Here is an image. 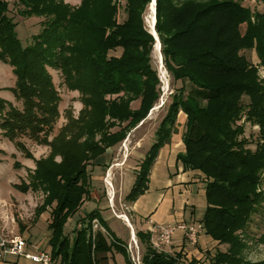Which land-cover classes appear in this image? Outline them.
I'll return each instance as SVG.
<instances>
[{
	"label": "trees",
	"instance_id": "obj_1",
	"mask_svg": "<svg viewBox=\"0 0 264 264\" xmlns=\"http://www.w3.org/2000/svg\"><path fill=\"white\" fill-rule=\"evenodd\" d=\"M150 1L81 0L75 7L65 0H0V60L13 68V91L21 105L0 98V128L27 157L31 153L25 138L51 148L48 158L38 161L27 180L16 186L45 193L37 212L52 209L50 255L58 264H106L113 248L125 251L120 240H109L101 230L93 234L95 219L105 223L99 210L80 220L72 238L65 228L91 198L88 166L126 139L160 97L152 64L155 39L144 19ZM180 1L156 0L155 30L166 68L191 88L185 99L182 93L179 99L174 96L127 198L136 201L148 190L156 158L176 131L177 113L184 110L186 151L178 161L185 170L204 175L207 207L200 221L219 246L227 245L225 251L209 255L210 264H264L244 257L243 235L264 200V192L258 191L264 172V79L244 54L255 50L264 65V8L252 11L240 0ZM11 2L18 4L22 17L43 19L26 46L9 15ZM122 4L126 18L121 22ZM117 49L119 55L110 54ZM50 70L62 74L64 85L77 91L83 104L74 120L76 132L51 141L48 135L61 115V95ZM244 96L248 103H243ZM137 100L139 108L130 110L129 102ZM244 114L260 126L255 150L245 148L248 140L239 138L245 130L236 122ZM117 123L120 128L113 131ZM138 236L146 246L142 264L176 263V256L153 248L148 232L139 231ZM258 241L264 244V232Z\"/></svg>",
	"mask_w": 264,
	"mask_h": 264
},
{
	"label": "rangeland",
	"instance_id": "obj_2",
	"mask_svg": "<svg viewBox=\"0 0 264 264\" xmlns=\"http://www.w3.org/2000/svg\"><path fill=\"white\" fill-rule=\"evenodd\" d=\"M194 1L204 2L206 0ZM240 1L243 6L250 8L252 11H263L264 0ZM65 2L75 7H78L81 4V0H65ZM152 2L153 0L150 1L144 14L145 25L149 31H151L150 26L153 15L151 10ZM12 3L13 2H11L10 5L9 15L14 18L15 22H17L18 26L16 30L18 37L23 46H26L31 42L32 36L41 30V20L43 19L36 16L30 18L22 17L18 11L20 8L18 4ZM124 7L125 4H122V8L118 15L121 22L126 18ZM244 30L245 26H242V31ZM153 36L155 43L152 51V64L157 70L160 80L158 86L160 97L150 110L147 117L135 128L129 131L126 139L114 147L109 148L108 152H106L107 154L100 156L97 161L92 162L88 166L91 181V198L84 202L79 211L66 225L65 232L71 238L75 234V229L79 227L80 220L91 211L99 209L100 213H102L103 217L108 221V225L120 234L124 240L129 241L130 233L129 228L126 225L127 223H125L124 219H117L115 217L116 212L120 214V216L124 214L131 215L133 201L129 200L127 196L135 182L140 164L147 156V152L152 144L155 142L157 129L163 118L167 115L169 107L174 101V96H176L175 99H179L180 97L178 96L180 95L178 94L182 93L181 98L185 99L190 91L191 84L187 80L184 82L181 80H175L171 72L166 68L164 56H160V53L156 50V36ZM120 51L121 49H117V51H111L110 54L119 55ZM244 54L257 66L260 79H264V65L260 64L255 50H246ZM162 66L164 68H162ZM50 71L61 95V115L56 121L52 132L48 135V139L51 141L54 138L56 139L61 136V133H64V135L66 134V138H70L72 134L76 132L78 124L75 123L74 120L79 116L83 104L81 102L80 94L77 91L68 90L64 85L62 74L55 70ZM15 84L16 78L12 66L9 63L0 60V98L6 100L12 105L21 107L13 91ZM248 102L249 98L244 96L243 103ZM129 104L130 110H137L140 101H131ZM69 114V117L72 118L68 117ZM186 121L187 114L184 110H180L177 113L175 121L176 131L171 134L170 142L165 144V146L169 145L171 148H176V145H181L184 148V151L179 152L178 155L186 151V144L182 139L186 130ZM236 123L237 125L244 126L245 132L239 138L248 140L245 148L255 150L257 143L260 140V126L248 121L246 114H244ZM117 124V126L112 128L113 131L120 128V123ZM84 139L85 137L80 140L83 141ZM24 142L28 151L31 153V157H27L24 152L20 151L21 155L15 144L9 139H5L4 142H2L3 145H0L1 150H3L0 154H4L1 155L2 161L0 162V234L6 236L21 235L31 243L39 241L37 247L46 248L44 250L51 254L52 248L49 244V238L44 236V232L48 231L47 217L50 218V210L52 211V209L49 208L48 211H42L39 215L37 212V207L41 206L44 202L45 193L42 191L25 192L16 186L21 184L22 180H27L28 174L36 169L38 161L48 158L51 154V148L49 145L39 144L28 138H25ZM178 155L177 164L174 165L171 160L163 159L158 162L159 165L154 167L153 172L151 170L152 175L148 182V190L139 197L138 206L133 212L136 216L137 224L140 226L137 228V233L139 231L145 232L147 230L146 228H149L147 219L156 224L178 222L202 223L200 221L202 220L201 215L207 207L206 193L204 191L205 189L203 190L202 187L206 184L204 175L199 171H196L200 173V183L202 186L198 183L190 185L175 183L176 177L181 173L178 172L180 166L185 170L183 163L178 161ZM61 160V156L56 157L57 162H61ZM17 164H20V166L17 167ZM28 164H30V166H28ZM185 171V175H188L194 170L190 169ZM261 176L262 181L258 186V191L264 192V172H262ZM108 182L111 184L110 186ZM109 192L110 198L108 197ZM106 196L107 198H105ZM92 197H95L99 201H90ZM7 203L13 204L5 205ZM15 204H18L17 207ZM98 229H101V226L95 225L92 228L93 234H95ZM104 232L106 231L104 230ZM146 232H148V230ZM263 232L264 200L261 205L257 207V211L252 215V218L248 222L243 233L247 241V247L244 250V257L247 260L252 262L264 260V244L258 241ZM202 233H205L204 228ZM137 240L140 245L141 256L143 257L146 249L145 243L140 240L138 235ZM183 241H186V247L188 246L187 249H185L186 252L183 251L184 249L169 252L167 249L155 248L153 244H151L159 253L176 256L175 264H210V254H214L218 249L223 251L227 249V245L219 246L218 243L213 245L211 238L206 234H202L200 241L198 239L196 244H192L186 238H184ZM197 247L201 252L197 251ZM116 261L111 258L109 264H129L128 262L123 261L120 255L117 256ZM130 264H133L131 258Z\"/></svg>",
	"mask_w": 264,
	"mask_h": 264
},
{
	"label": "crops",
	"instance_id": "obj_3",
	"mask_svg": "<svg viewBox=\"0 0 264 264\" xmlns=\"http://www.w3.org/2000/svg\"><path fill=\"white\" fill-rule=\"evenodd\" d=\"M5 139H8V138H6L5 136H3L2 135V130L0 131V142H1V144L0 145H3L2 144V142H4V140ZM17 148V147H16ZM112 149H114V148H112ZM111 149V150H112ZM184 148L181 146V145H176V148H171L169 145H166V146H164L161 150H160V155H159V157L157 158V160H156V162L154 163V166L152 167V172H153V169H154V167H156L157 165H159V163L158 162H160V160H163V159H166V160H171L173 163H174V165L175 164H177V155H178V153L179 152H182V151H184L183 150ZM18 150V149H17ZM109 150V149H108ZM108 150H107V152H108ZM3 150H1V148H0V152H2ZM18 152L20 153V151L18 150ZM21 154V153H20ZM105 154H107V153H105ZM1 155H4L3 153L2 154H0V162L2 161V158H1ZM22 155V154H21ZM173 155H174V157H173ZM173 158V159H172ZM25 166V165H24ZM28 166H30V164H28ZM152 172H151V175H152ZM178 172H181L180 174H178V176L176 177V182L175 183H179V184H182V185H190V184H194V183H198V184H200L201 186H202V184L200 183V181H201V177H200V173L199 172H196V171H191L188 175H185V170H184V168L182 167V166H180V168H179V170H178ZM185 175V176H184ZM203 187V190L205 189V185H203L202 186ZM205 191V190H204ZM108 197L110 198V192L108 193ZM105 198H107V196L105 197ZM92 200H97V201H99L98 199H96L95 197L93 198L92 197V199L90 200V201H92ZM138 200H139V198L136 200V201H133V203H132V211H131V215H128V214H124L126 217H127V219H128V221L127 222H125V223H127L126 225L128 226V228H129V241H126V240H124L121 236H120V234H118L116 231H114L113 230V228L111 227V226H109L108 225V221L106 220V218L105 217H103V214L102 213H100V215H101V217L104 219V221H105V223H100V221L98 220V219H95L94 221H93V227L96 225V226H101V229H98V230H101V231H103L104 232V230L107 232H104L107 236H108V239L109 240H111V239H113V241H114V238H116L117 240H120V247L122 246L123 248H124V250L125 251H119V250H117V249H115V248H113V250L111 251V252H109L108 254H107V256H108V260H107V262H106V264H109V260L111 259V258H113L115 261L117 260V256H121L122 257V260L123 261H125V262H128L129 264H130V256H129V253H128V250H127V247H128V245L130 244V245H132V247L133 246H135L134 245V242L132 241L133 240V238L136 240V247H135V252H139L140 253V255H141V249H140V245H139V242H138V240H137V235H138V233H137V228L138 227H140L138 224H137V219H136V216L133 214V212L136 210V208H137V206H138ZM11 204H13V203H7V204H5V205H11ZM16 205V207H17V205L18 204H15ZM95 210H99V209H95ZM100 211V210H99ZM205 211V210H204ZM204 213V212H203ZM114 215V214H113ZM115 216V215H114ZM118 216H120V214H118L117 212H116V218L117 219H120V217H118ZM202 217H203V214L201 215ZM122 219V218H121ZM47 221H48V223H49V218L47 217ZM95 221H97V222H95ZM147 224L148 225H150V221L147 219ZM97 223V224H96ZM97 229V228H96ZM104 229V230H103ZM147 230L149 229V228H146ZM94 230V229H93ZM98 230H96V232L98 231ZM146 230V231H147ZM145 231V232H146ZM202 234H206V233H202ZM202 234L201 235H199V241H200V238L202 237ZM207 235V234H206ZM44 236L45 237H47V238H49L50 237V232H49V230L48 231H45L44 232ZM208 236V235H207ZM114 237V238H113ZM184 237V235H183V233L182 232H178L177 234H176V236H175V238H174V241H173V243H172V245H171V247L170 248H167V250L170 252H172V251H174V250H182V249H184L183 251H185V249H187V247H186V241H183V238ZM210 237V236H209ZM46 238V239H47ZM132 238V239H131ZM211 238V237H210ZM141 240V239H140ZM38 242L39 241H36L35 243H31L30 241H28V247H27V251L28 252H35L37 249H40V248H43V247H40V248H38L37 247V244H38ZM211 242H212V244L213 245H216V243L217 242H215V241H213V239L211 238ZM200 243V242H199ZM207 246V245H206ZM205 246V247H206ZM196 247V246H195ZM43 249H46V248H43ZM197 251L198 252H201L200 251V249L197 247ZM186 252V251H185ZM126 253H127V255H128V258L126 257ZM140 257H142V256H140ZM142 259V258H141ZM117 262V261H116ZM0 264H37V263H34V262H32L30 259H28V258H26V257H24V256H12V257H9L7 260H0ZM52 264H57V262L56 261H52ZM118 264V263H117Z\"/></svg>",
	"mask_w": 264,
	"mask_h": 264
},
{
	"label": "built area",
	"instance_id": "obj_4",
	"mask_svg": "<svg viewBox=\"0 0 264 264\" xmlns=\"http://www.w3.org/2000/svg\"><path fill=\"white\" fill-rule=\"evenodd\" d=\"M203 231L200 222H178L170 224H156L150 221L148 232L150 233L151 243L155 248L167 249L173 243L178 232H182L184 238L192 244L198 242L199 235ZM132 239V238H131ZM134 245H128L127 250L133 264H142L140 253L135 252L136 240H132ZM28 241L21 235L6 236L0 234V260H7L12 256H24L37 264H52V257L44 249H37L35 252H28Z\"/></svg>",
	"mask_w": 264,
	"mask_h": 264
},
{
	"label": "bare ground",
	"instance_id": "obj_5",
	"mask_svg": "<svg viewBox=\"0 0 264 264\" xmlns=\"http://www.w3.org/2000/svg\"><path fill=\"white\" fill-rule=\"evenodd\" d=\"M151 10H152V19H151V31L154 33V35L156 36V39H157V44H156V50L160 53V56H163L162 55V51H161V42L158 38V35H157V32L155 30V22H156V16H155V11H156V0H153V2L151 3ZM162 68H164L162 66ZM109 186L111 185L109 182H108ZM122 219H124L125 222L128 221L127 217L125 215H121V216H118Z\"/></svg>",
	"mask_w": 264,
	"mask_h": 264
},
{
	"label": "water",
	"instance_id": "obj_6",
	"mask_svg": "<svg viewBox=\"0 0 264 264\" xmlns=\"http://www.w3.org/2000/svg\"><path fill=\"white\" fill-rule=\"evenodd\" d=\"M151 33L154 35V33L151 31Z\"/></svg>",
	"mask_w": 264,
	"mask_h": 264
}]
</instances>
